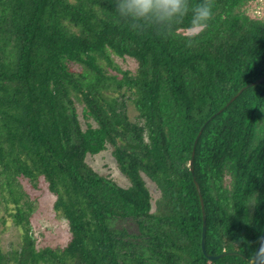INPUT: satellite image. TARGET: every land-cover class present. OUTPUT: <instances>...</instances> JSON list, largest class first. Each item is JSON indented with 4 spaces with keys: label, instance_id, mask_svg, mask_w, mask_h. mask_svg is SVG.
<instances>
[{
    "label": "trees",
    "instance_id": "16d2710c",
    "mask_svg": "<svg viewBox=\"0 0 264 264\" xmlns=\"http://www.w3.org/2000/svg\"><path fill=\"white\" fill-rule=\"evenodd\" d=\"M252 1L214 0L189 43L187 18L171 33L133 28L115 0H0V189L23 231L0 264H249L264 222V82L248 85L264 75V15ZM107 145L128 186L86 162ZM18 176L45 181L64 246L36 248ZM203 210L219 258L202 251Z\"/></svg>",
    "mask_w": 264,
    "mask_h": 264
},
{
    "label": "rangeland",
    "instance_id": "374dc122",
    "mask_svg": "<svg viewBox=\"0 0 264 264\" xmlns=\"http://www.w3.org/2000/svg\"><path fill=\"white\" fill-rule=\"evenodd\" d=\"M247 12L251 15H264V0H253L247 7ZM112 59L120 68L134 69L135 62L130 58H120L113 55ZM77 69V67H74ZM76 110L82 128L86 127V120L82 115V104L76 102ZM128 113L131 118L135 115L132 105H128ZM91 122V120H90ZM92 124L94 122L92 121ZM89 166L101 175L112 178L121 186H128L127 177L121 173L113 155L112 147L107 145L106 148L97 154H87L85 158ZM151 194V204L154 209V202L159 197V189L156 184L144 173L141 174ZM19 193H23L21 207L29 211V221L31 232L35 240L37 249L44 247L64 246L70 238L67 222L53 210L54 196L48 191L46 183L42 178L32 182L23 176H18ZM230 182L227 174L224 177V183ZM1 184V179H0ZM6 191L0 189V250L7 253L13 247H18L22 238V230L14 223L9 212H15L13 205L8 207L2 201ZM10 209V210H7ZM12 208V209H11Z\"/></svg>",
    "mask_w": 264,
    "mask_h": 264
},
{
    "label": "clouds",
    "instance_id": "9594fccd",
    "mask_svg": "<svg viewBox=\"0 0 264 264\" xmlns=\"http://www.w3.org/2000/svg\"><path fill=\"white\" fill-rule=\"evenodd\" d=\"M214 8V0H115L116 14L130 20L133 28L156 26L171 33L176 25L183 24L187 18L185 37L189 43L214 21ZM225 194L226 199L221 203L233 213L236 202L231 198V189H226ZM249 204H252L251 200Z\"/></svg>",
    "mask_w": 264,
    "mask_h": 264
},
{
    "label": "water",
    "instance_id": "95a60500",
    "mask_svg": "<svg viewBox=\"0 0 264 264\" xmlns=\"http://www.w3.org/2000/svg\"><path fill=\"white\" fill-rule=\"evenodd\" d=\"M260 82H264V75L261 76L260 78L256 79L255 81L249 83L248 85H254V84H257V83H260ZM202 129L203 128L201 127L200 128V131ZM192 164H193V154H192L191 160H190V167H191V169H192ZM201 203H202V199H201ZM202 217H203L202 233H201V248H202V251L210 259L219 258L223 254H220V255H210V254H207L206 251H205L204 239H205V231H206V221H205V213H204V210L202 211ZM248 260H249V264H264V222H263V228H262V231H261V233L259 235V238H258V241H257V245L255 247V250H254L252 256L248 258Z\"/></svg>",
    "mask_w": 264,
    "mask_h": 264
}]
</instances>
